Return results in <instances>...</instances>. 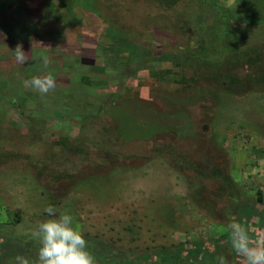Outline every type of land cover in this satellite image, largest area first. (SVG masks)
<instances>
[{
    "label": "rangeland",
    "instance_id": "1",
    "mask_svg": "<svg viewBox=\"0 0 264 264\" xmlns=\"http://www.w3.org/2000/svg\"><path fill=\"white\" fill-rule=\"evenodd\" d=\"M49 1L55 3V12H50ZM79 1L0 0V28L9 26L12 20L22 18L24 14L31 21L34 20L33 16L38 18L37 31L32 33L35 43L27 44L25 42L29 39H24L21 45L29 59L37 48H52L47 57L51 61V69L57 66L50 72L58 79H55V89L45 96L47 102H52L53 105L63 92L73 87L88 96L87 105L95 104L96 101L105 102L111 93L122 86H118L113 79L112 84L105 89L98 85L97 88L94 85L91 89H86L87 84H81L80 77L87 75L98 80L97 82L101 79L110 81L111 78L106 75L88 71L91 65H104L102 49L112 42L111 39L109 41V29L118 33H114L113 40L120 36L126 37V34L119 33L126 24L142 33L139 38L134 39L139 46L135 55L131 50L118 53L119 60L131 63L130 69L139 72L136 78H130L126 82L127 98L123 99L127 105L117 104L124 114L119 117L121 120L118 121V131L126 133V142L149 140L143 138L149 135V127L145 123L138 135L137 117L127 116V107L132 112L143 111L148 115V111L159 110L164 115L170 107H174L176 92L183 91L185 94L187 91L186 80L179 78L177 82L170 83L163 80L157 82L155 79L149 81V74L145 69L158 72L171 65L185 64L182 58L189 57L190 45L200 42L204 46L201 41L210 38L208 34L213 26L223 25L222 16L229 14H225L223 8H228L235 14H240L245 9L257 13L251 5L256 0H168L170 6L167 9L161 8L162 15H158V3L162 0H81L82 6L77 8ZM83 6L90 13L85 12ZM94 6L92 13L90 9ZM70 11L77 16L79 14L83 24V27L76 29V36L67 35L72 33L71 29L64 27L66 19L59 18ZM241 16L245 15L241 12ZM196 24H199L197 31L190 28V25ZM256 30L260 31L254 27L249 36H244L243 39L246 45H253L257 54L263 51L264 60V31L261 32L262 36L256 38ZM0 43L4 42L0 39ZM210 44L212 46L208 49L217 45L214 39ZM1 46H9L10 49L0 50V57L15 56L16 47L11 44ZM138 50L140 53L144 50L147 54L144 60L137 58ZM82 56H87L83 63L80 62ZM170 56H178L179 59H169ZM60 57H63L61 61ZM210 59L199 62L198 70H204L211 76L208 68L213 70L212 67L219 66L227 74L230 72L231 62L221 63V57ZM59 62L64 65L63 68L65 65L71 67L62 69L60 73ZM25 63L20 64L15 60L11 66L0 68V77L8 82L10 89L17 87L16 81L23 77ZM210 65L212 67H208L206 71L205 68ZM108 71L110 72L109 69ZM39 74L37 66L31 67L24 80H30ZM140 79H146L148 83ZM24 80L21 81V90L29 93L31 100L23 102L22 107L17 106L0 114V224L12 221L18 214L22 222L17 232L32 233L39 222L49 219L45 208L51 205L56 208L57 216L70 215L73 226L82 234L97 235L112 241L116 247L144 253L150 248L178 247L196 242L200 246L204 247L205 243L208 246L210 239L218 238L229 230L231 221L244 226L255 218L250 219L249 213L237 211V208L257 203L260 194L264 197V97L251 102L242 96H232L224 104L221 101L216 104L208 98L205 107L210 110L207 113H211V117L214 115L212 121L216 123L212 126V121L209 122V130L203 129L206 124L202 118L208 116L206 109L202 108L204 105L190 108L189 113L198 127L190 129L192 139H184L176 146L179 147L175 150L176 153L181 156L185 154L184 158L187 159H183L184 163L189 164L181 169L175 165L176 160L170 157L171 154L166 153L170 146L167 147L165 141L171 142L169 136L158 134L151 141L145 142L143 149H133L116 137L117 134L107 136L104 133L101 124L104 126L105 122L109 125V118L104 122L97 119L86 129L72 133L78 126L72 123L75 126L70 128L64 119L61 121L58 116L51 115V106L45 103V99L38 97L39 92L25 87ZM205 86L206 83L203 82L204 89ZM198 98L193 94L194 101ZM247 98L250 99L249 96ZM180 102L178 101L179 104ZM59 103L55 106L59 108L58 111H63L68 103L67 96L59 99ZM120 112L122 113L117 109L114 114L118 117ZM219 117L224 120L221 121ZM42 120L45 122L41 123ZM67 132L80 137H77L80 144L72 145V150H66L61 145L70 143L62 135ZM180 163L183 164L182 161ZM100 164V168L106 164L109 166L103 174L96 168ZM46 168L51 170L52 178L44 173ZM216 168L222 170L227 177L231 175L234 180L231 191H225L221 182L201 173L212 174ZM67 169L71 171V176L85 170V177L91 179L88 186L78 187L73 191L67 187L69 178L58 180V174H63ZM64 176L70 177V174L62 175ZM200 189L206 194L205 197L199 193ZM198 195L199 202L196 201L194 205L195 201L191 197ZM214 204L221 209L226 208L225 211L221 210L222 213L211 216L208 209ZM246 229L253 240L264 236L263 224ZM223 248L230 264H244L240 256V260H234L230 256L234 253L231 242L223 244ZM183 254L186 255L178 264L200 262L199 258L192 260L186 251Z\"/></svg>",
    "mask_w": 264,
    "mask_h": 264
},
{
    "label": "trees",
    "instance_id": "2",
    "mask_svg": "<svg viewBox=\"0 0 264 264\" xmlns=\"http://www.w3.org/2000/svg\"><path fill=\"white\" fill-rule=\"evenodd\" d=\"M162 2H168V0H162ZM49 9L50 12L56 11V5L53 1H49ZM252 6L256 7L255 12H249V10L245 9L241 12L245 16H241L240 14H235L233 12H230V15H224L223 18V25L217 26L214 25L212 28V32L208 34L210 38L208 40H202L201 42L204 44V46L201 45L200 42H197L196 44L190 45L189 53L190 58L189 61L186 62L183 65H171L169 68H166L165 70H159L158 72L152 70V69H145V71H148L149 74V81L155 79L158 81H164L166 83L170 82H177L179 78L182 80H186V82L195 83L198 81L199 77H202L201 79H210L211 85H206L204 91L198 92L197 96L199 97L198 100L194 101L193 97L190 94H182L180 92H176V95L174 97V107H170V110L163 113L164 115H161V111L154 110V111H148V115L144 114L146 112L140 111V112H132L128 111L130 110L127 107V112L129 117L131 115H135L137 117V124H136V132L139 135L141 131L143 130L141 127L144 128L145 123L149 127V135L146 137L144 136V139L149 140H140L139 146H143L145 142L151 141L153 138H155L158 134H164L165 137L169 136L171 139V142L165 141V144L167 147H169L166 151V153L171 154V158H174L176 160V164L181 169L182 167H188L189 164L184 163L183 159L185 154L181 156L178 152L176 153V149L179 147H176L177 145L182 143V140L184 139H192L189 132L192 130L193 127H198L197 124H195L192 120V117L190 115V108L192 107H202L201 105H204L202 107L203 109H206V105L208 103V98H210L213 102L216 104L221 101L224 104V101L227 100L229 97L232 96H240L244 95L243 99L250 100L251 102L258 101V99L264 97V60L262 59L263 51H259L260 54H257L254 51V48L251 46L246 45V41L244 36H249L250 32L254 27L263 28L264 25L262 23L264 22V0H256L254 3H251ZM250 5V6H251ZM79 5L77 4V7ZM258 7V8H257ZM92 10V9H90ZM226 13H229L228 11ZM255 13V14H254ZM71 14V15H70ZM27 14H24L22 19L25 21V17ZM101 15V13H100ZM188 15L186 14V17ZM34 17V21H31L28 17V23L25 21V27L24 30H19L21 34H24V38H28L31 36L32 33L37 31V22L38 18L36 16ZM61 19H66L65 27L66 29H71V31L80 29L83 25L81 23V16H77L75 13H71V11L63 16H60ZM245 18V20H243ZM37 21V22H36ZM31 25H30V24ZM240 24V25H239ZM245 25L244 27L241 26ZM191 26H194L195 28H192ZM191 29H195L196 31L199 28V24L196 25H190ZM194 30V31H195ZM210 30V28H209ZM209 30H207L209 32ZM110 33L109 39H111V49H110V55L108 52L104 51V55L106 59L114 58L115 56L118 58V53L115 51L114 47V33L117 31L114 29L108 30ZM260 32H263V30H260ZM11 41L14 42H5L0 45H12L14 47L17 46V43L15 41H20V39L12 35L10 32ZM118 34V33H116ZM214 39V43L217 44L216 47L212 49H208L212 46L210 44V41ZM37 48V46H36ZM10 49L9 46H1L0 50H8ZM38 51L43 52L42 54L39 53V61L38 64L33 61V68H36V66L39 68L40 74L38 76H43L45 74L51 73L50 71L46 70V68L43 67L42 58L44 56L49 55V51L52 50V48H37ZM262 53V54H261ZM143 53H141L142 55ZM213 57H221L223 62H231V69L230 72H224V68H220L219 66L212 65L207 66L205 70L207 71L208 67L214 68L213 70L208 71L211 73L206 74L204 70H198L200 64L199 62H204L207 59L213 58ZM141 60L145 59V55L141 57H137ZM15 60V56L10 57H0V68L9 66L11 61ZM110 64L112 67L107 71L106 68H101L97 65L92 67L93 73H102L106 75L107 78H111L110 81L107 79H101L99 82L97 80H93L90 77L89 78H82L81 84H87L86 89H91L95 85L97 88V85L102 88H107L110 84H112L113 79L118 84V86H122L119 89L115 90L113 93H111L105 102L103 101H96L95 104H88L87 105V97L83 92H80L78 89L76 91V87L73 88V90L65 91L62 93V96H60L55 102L59 103V99H62V97L67 96L68 103L65 105V108L63 111H58L59 108H57L55 105L57 103L54 102V105L52 102H47L45 95H38V97L45 99V103L50 105V113L51 115L58 116L59 119L62 121L64 119V122H66L70 128L77 125L78 129L74 130V132H79L82 129H86L88 125H92L94 122H96L97 119H101L103 122L109 118V125H106L104 122L101 124V127H104V133L107 136L111 135H125L126 133L123 132V130L118 131V121L121 120L119 117L124 116L123 110L117 107V104H126L125 99L127 98V91H126V82L131 78H136L138 71L132 70L131 63L125 61V60H119L114 61ZM136 61V59H134ZM208 61H211L208 60ZM199 64V66H198ZM49 68V66H48ZM203 69V68H202ZM2 69H0L1 71ZM52 74V73H51ZM202 75V76H199ZM54 77V76H53ZM54 79H58V77H54ZM144 81V83H148V80L146 79H140ZM84 82V83H83ZM97 82V83H96ZM18 84L17 87L14 89H10L9 84L7 81L2 79L0 77V114H4L8 112V109H12L15 107H22L23 102H28L31 100L32 96L29 95V93H26L21 90V82L16 81ZM15 83V84H16ZM241 86L242 88L240 90H236L235 86ZM80 86V85H79ZM12 90V91H10ZM74 92V93H73ZM119 93V94H118ZM97 95V93H96ZM181 95V96H180ZM28 96H30L28 98ZM249 96L250 99L247 97ZM125 98V99H123ZM253 98V99H251ZM180 99H182L180 102ZM200 100V101H199ZM180 102V104L178 103ZM199 101V102H198ZM198 102V103H197ZM61 104V103H59ZM73 109H72V106ZM189 105V106H188ZM54 106V108H53ZM177 106V107H176ZM189 110H188V109ZM122 111V113L117 117L114 113L116 110ZM206 109V114L207 113ZM210 112V110H208ZM134 113V114H133ZM222 113V112H221ZM207 116V115H206ZM203 117L202 121L204 122L205 119V127L203 129L209 130L208 123L211 122L214 118V115L211 113L208 114L207 117ZM51 118V117H50ZM158 118V121H157ZM212 118V119H211ZM124 119V118H122ZM221 121L224 120L223 117H219ZM45 122L42 120L41 123ZM74 123L75 125H71ZM214 125L216 123L211 122V125ZM47 125V123H46ZM212 125V126H213ZM45 129V128H43ZM191 129V130H190ZM71 132L62 133L63 137L66 138V140L70 141H76L78 144L80 142L78 141L77 137L73 136ZM120 132V133H117ZM78 136V135H77ZM79 137V136H78ZM80 138V137H79ZM175 144V145H174ZM61 145L66 149L69 150L68 145L66 143H61ZM174 145V147H171ZM176 147V148H175ZM179 154V155H178ZM183 162L180 163V162ZM101 166L97 165L96 168L99 169ZM191 166V164H190ZM47 171V172H46ZM51 170L46 168L44 170V173L46 172V176L49 178H52L51 176ZM60 172V171H57ZM71 171L69 169L63 171V174H58L57 179L60 180L62 178V175L70 174V179H73L74 177H83L85 176V170H80L77 172L78 174L75 176H71ZM99 173H103V170H99ZM205 176L208 175L207 178L213 179L215 181L221 182L224 187L226 188L225 191H231L234 185V180L232 179L231 175H228V177L224 174L222 170L219 168H216L212 174H207L205 172H201ZM68 176H66L67 178ZM56 179V178H55ZM232 184V185H231ZM70 185H72V182H70ZM79 187V185H74L71 187L73 191H76V189ZM200 194H202L204 197L206 194L200 189ZM207 198V197H206ZM191 199L194 202V205L196 201L199 200V195L192 196ZM199 202V201H198ZM264 197L260 194L259 201L257 203H251L245 207L237 208L235 205L234 207L237 208V211H246V213H249V216L251 215L250 219L253 218V220L250 221V226H258L263 224L264 225ZM238 205V204H237ZM219 209L218 211L216 209ZM226 209V208H225ZM224 208H219L215 204L211 206L208 210L212 213L211 216H216V213L225 211ZM236 211V214H237ZM234 214V213H233ZM232 214V215H233ZM259 214V215H258ZM257 215V216H256ZM224 216V214H223ZM22 222L21 217L17 214L14 219L11 221H7L4 224H0V264H17L16 257L17 256H23L28 258L30 261H35L38 258V250L40 248V242L37 238H34L32 236V233L27 234H19L17 232L19 224ZM232 223V221H231ZM248 223L246 222V225H244L245 228L250 227ZM228 231V232H227ZM84 238L88 242V250L91 252V254L95 257L96 264H149V263H155V262H163L165 264H178L181 262L183 256L186 254H183L185 251L187 253V256L192 258V260L200 259V262L197 264H217V257L220 255H226V252L224 251L223 244L226 242H231V234L229 230H226L225 234L222 236L210 239L208 241V246H200L201 244L196 242L192 244H181L178 247H158L157 249L151 250L148 249L147 252L144 253H137L132 252L131 250H126L121 247H116V245L112 241L105 240L97 235H90V234H83ZM204 245V244H203ZM234 251V250H233ZM234 255V256H233ZM233 255H230L234 260H240L239 255L237 253H233ZM202 256V258H200ZM168 259V260H167ZM243 260V259H241ZM183 261V260H182ZM168 262V263H166ZM188 264V263H183Z\"/></svg>",
    "mask_w": 264,
    "mask_h": 264
},
{
    "label": "clouds",
    "instance_id": "3",
    "mask_svg": "<svg viewBox=\"0 0 264 264\" xmlns=\"http://www.w3.org/2000/svg\"><path fill=\"white\" fill-rule=\"evenodd\" d=\"M77 4L79 5L77 8L82 6L81 0ZM158 5L160 7V9H158L159 10L158 15H162L163 11L161 8H165V9L169 8L170 3L161 1V3H158ZM48 6H49V4H48ZM5 7L6 6L4 5L3 8H5ZM83 9L85 12L90 13L84 6H83ZM94 9H95V6L90 11L93 13ZM223 11L225 14L228 11L229 14H226V15H228V16L230 15V9L223 8ZM66 14H68V13H66ZM237 14H239V13H237ZM27 17H28V15H26L25 21L28 23ZM25 21L22 18H20V19L18 18L16 20H12L11 21L12 23L9 26H3L2 28H0V39L2 41L14 42L13 40L11 41V36H10L9 30L12 33V35H14L16 38L20 39V41H15L17 43V46L14 50L15 60L20 64H24L26 62L25 65H23V68H24V71L22 74L23 77H21L18 80L20 82L27 78V76H25V75L31 69V67L33 65V61H35L38 64L39 53L40 54L43 53V52H40L38 50H35L32 53L33 57H31L29 59V55L23 51L21 43L23 44L24 39H26V40L29 39L28 42H25L27 44H34L35 43V39L32 38V37H35L34 35L31 34V36H29L28 38H24V34H21L19 32V30H21V29L24 30ZM241 26L244 27L245 25L241 24ZM131 27L132 26H129L128 24L122 26L121 30H120L121 32H119V33L126 34V37L122 38L120 36V37L115 38L113 40L115 51L117 53H121V52H123V50H126V52L131 50L132 51L131 53L135 55L136 49L139 46L137 44H135L134 39L139 38L140 37L139 35H141L142 33L138 32L137 30L134 31V29H132ZM157 29L159 30L160 27H157ZM259 30H261V28H259ZM263 31H264V29H263ZM71 32L72 33H69L67 35L68 36H76V34H77L76 30H73ZM153 32L155 35V31H153ZM260 36H262V33L260 31L256 30L255 37L258 38ZM109 41H110V39H109ZM111 45L112 44L110 42L108 47H105L102 49L103 55L101 57H102V61H103L104 65L99 66L101 68H106L107 71H108V69H110L112 67L110 65L113 63L111 61V59L114 61H118V58L116 56L114 58H111V59H106V57L104 55V51L108 52V54L110 55ZM251 47H253V45ZM139 51L140 50L137 51V53H138L137 57L147 55V54H145L144 50H142V53H143L142 55ZM188 54H189V57H183L182 58L183 63H186L189 61L190 53L188 52ZM97 56L99 57V54H97ZM160 56H162V55H160ZM163 56H166V55H163ZM84 57H87V56L80 57V62H82V63L84 62ZM170 58H172L176 61L179 59L178 56H175V57L170 56L169 59ZM62 59H63V57L59 58L60 61ZM169 59H166V61ZM14 61H11L9 66H11L12 62H14ZM42 63H43V67L46 68V70H48V71H51V70L57 68V66L54 67L53 69L50 68L49 65H50L51 61H50L49 57H47V56H44L42 58ZM58 65L60 67V73L62 72V69L66 68V70H67L69 67H71V66L66 67V65H65V67L63 68L64 65L61 64L60 62L58 63ZM48 66H49V68H48ZM94 66H95V64L91 65L90 69L88 71H91L93 73L92 67H94ZM98 74L104 75L102 73H98ZM83 77L89 78L90 76L83 75L80 77V80ZM11 78L13 80H17V79H15V77H11ZM201 78L202 77H199L198 78L199 80L196 81L195 83H190L189 81L188 82L185 81V84H187L186 85L187 91L185 92V95L190 94L193 97V94L197 95L198 92L204 91V88L202 87L203 82H205L206 85H211L210 79H203L202 80ZM23 83H24L25 87L32 88V89L36 90L42 96L47 95L50 91H53L56 87V81H55V79L51 73L45 74L43 76H34L30 80H24ZM239 87L235 86V89L238 91L242 88L240 85H239ZM73 88H75V87H73ZM73 88H71L67 91L71 92L73 90ZM180 93L184 94L183 91H180ZM244 95L245 94L240 95V96L244 97ZM76 137H78V136H76ZM116 137H119L122 140H124V142L127 144V146L131 147L133 149L134 148L140 149V147L143 149V147H144V145L139 146L140 142H142L140 140H134V141L126 142L125 141L126 140V134L123 136H121L119 134ZM78 141H79V139H78ZM75 143H78V142H76V141L71 142L70 141L69 145L67 144L69 147V150H72L71 147ZM128 144H130V146ZM107 168H109L108 164L103 165V167L99 168L98 170H103V173H104ZM50 173H52V172H50ZM73 175L76 176L77 174L73 173ZM62 178H66V176H64ZM68 178L69 177H67L66 179H68ZM90 181H91V179L86 178L85 176H83L81 178H79V177H74L73 179L69 178L68 182H67L68 183L67 187H69L70 189L74 185H79V187H87L88 184L90 183ZM70 182H72V185H70ZM45 212L49 216V219L46 221H43V222H39L37 227L32 232V236L34 238H37L40 242V245H41L39 250H38V258L35 261H30L26 257L17 256L16 257L17 264H96L95 257L88 250V242L84 238L83 234L77 228H75L73 226L72 217L70 215H67V214L57 216L56 215V212H57L56 208L51 206V205H49L48 207L45 208ZM228 229H229L230 234H231V249L234 250L235 253H237L244 260V264H264V236L258 237L256 240H253L250 237L248 230L244 226H242V224H240L239 222L230 223L228 225ZM217 264H230V261L226 256L220 255L217 257Z\"/></svg>",
    "mask_w": 264,
    "mask_h": 264
}]
</instances>
